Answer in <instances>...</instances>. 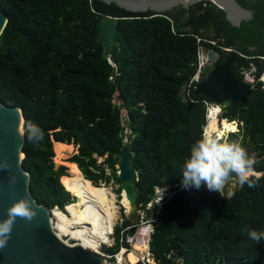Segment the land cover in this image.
<instances>
[{"label": "trees", "instance_id": "1", "mask_svg": "<svg viewBox=\"0 0 264 264\" xmlns=\"http://www.w3.org/2000/svg\"><path fill=\"white\" fill-rule=\"evenodd\" d=\"M238 2L253 14L240 27L204 1L159 15L101 0H0L8 16L0 36V101L23 112L21 168L31 176L29 190L38 205L63 211L79 202L72 196L79 192L61 182L75 174L56 166L53 141L74 145L78 153L69 163L96 187L112 181L119 195L116 166L126 124L132 131L140 207L147 208L156 189L168 192L159 211L147 209L154 227L152 259L157 264H264V241L257 244L244 231L264 230V175L251 178L255 187L238 184L232 195L225 188L209 191L203 183L199 189L181 185V165L203 134L204 101H210L196 96L190 83L200 49L216 53L220 61L233 59L240 79L241 68L255 66L258 80L264 73L258 59L264 57V0ZM104 15L118 18L110 58L99 41ZM255 88L246 105L222 109L221 118L240 123L230 142L256 153L254 170L264 172V83L258 81ZM115 94L120 105L113 102ZM28 121L42 130L41 140L28 139ZM231 128L222 120L218 138ZM136 228L123 214L113 245L103 250L113 256L128 249L127 235H135ZM122 255H117L119 263Z\"/></svg>", "mask_w": 264, "mask_h": 264}, {"label": "water", "instance_id": "2", "mask_svg": "<svg viewBox=\"0 0 264 264\" xmlns=\"http://www.w3.org/2000/svg\"><path fill=\"white\" fill-rule=\"evenodd\" d=\"M101 1L109 5L115 4L133 13L151 11L159 15L179 6L189 8L204 1L223 10L226 19L235 27H240L243 21L252 19L253 15L251 11L242 7L238 0ZM7 21L8 16L0 8V36ZM117 21L118 18L104 15L100 22L99 41L103 44V54L106 58L111 57L115 48ZM255 89L252 83L241 80L235 75L233 59L229 58L223 63L214 65L207 77L197 85L194 93L226 109L230 105H246ZM23 127L22 110L19 107L5 106L0 101V222L8 219V209L20 200L26 201L34 213L31 220L21 217L14 220L5 246L0 247V264H107L101 255L84 248L80 243L69 244L61 240L53 227L52 211L36 203L29 190L31 176L21 168V160L24 157L21 151L25 143ZM68 171L70 173V169ZM116 171L120 181V205L124 193L128 204V210L125 211L126 218L129 222L138 224L140 221L139 177L129 144H126L119 153ZM76 199L78 200L77 197ZM151 207L158 210L159 202L152 201ZM63 212L68 214L67 206Z\"/></svg>", "mask_w": 264, "mask_h": 264}, {"label": "clouds", "instance_id": "3", "mask_svg": "<svg viewBox=\"0 0 264 264\" xmlns=\"http://www.w3.org/2000/svg\"><path fill=\"white\" fill-rule=\"evenodd\" d=\"M223 52L228 53L230 51L223 50ZM200 54H201V49L197 56L196 72L194 73L193 77L190 79V83L195 84L194 90L196 89L197 85L201 82V80L205 79L206 75L203 74L204 71L208 70L209 68L211 69V62L218 56L214 52L205 50L204 55L208 54L209 55L208 58L210 59L209 62H207L206 64L200 65L201 64ZM258 59L261 62H264V57H260ZM199 65L201 66V72H199ZM251 67L256 68L255 66H251ZM245 70L246 69L244 68L240 69V74L241 76H243V79L241 80H246L252 83L254 86H256V81L251 82L248 78L245 79L244 76ZM235 73H237V70H235ZM262 77L264 78V73L259 78V80L258 79L257 80L259 82H263L260 80ZM184 101L187 104H190L192 102L189 99L188 89H185ZM204 104H205L204 118L208 120L210 108L213 107L220 108V106L216 103H213L212 101L209 102L204 101ZM221 115H222V108H220L218 114L216 115L219 129H220V121L224 120L223 118H221ZM225 120L231 123L230 120L227 119ZM235 124H237L238 126L237 129L238 132L240 129V123L238 121H235ZM26 131L28 134V139L32 142L39 141L43 138L42 130L31 121L27 122ZM237 132L232 131L230 132L229 136H232L233 133H237ZM130 142L132 141L129 140V142L124 143V145L126 146V144H130ZM74 150L77 149L75 148ZM255 163L256 160L254 159V157H250L247 154V151L241 146V144L238 141L229 142L228 140H223V139L221 140L218 137H215V135H210L207 134V132H205L204 134H202L200 139L196 140L191 145L189 154L187 157H185L183 164L181 165V172H182L181 185L184 189H190L193 187L199 189L203 183L207 186V189L209 191H215L220 193L223 191L226 184H228L233 179H235L236 182L241 187H243L245 184H247L248 187L250 188L255 187L256 186L255 182L251 178L252 177L260 178L264 175V172H256L254 170ZM119 195L118 198L120 200ZM163 199L164 197L162 198V200ZM151 203L152 201L149 204L151 205ZM160 208L157 211H159ZM33 215L34 213L31 211L26 201L20 200L14 203L8 209V219L4 220L3 222H0V247L5 246L6 241L10 236L12 224L17 217L27 218L28 220H31ZM140 218H142L141 214H140ZM244 231L247 234V236L251 240H254L257 244H259L261 241H264V230L257 231L254 229L245 228ZM150 254H151V249H150ZM150 260H152V254L150 255ZM111 261H114L113 257L111 258Z\"/></svg>", "mask_w": 264, "mask_h": 264}, {"label": "bare ground", "instance_id": "4", "mask_svg": "<svg viewBox=\"0 0 264 264\" xmlns=\"http://www.w3.org/2000/svg\"><path fill=\"white\" fill-rule=\"evenodd\" d=\"M214 126L217 125H211L210 129ZM54 149L57 155L56 161L58 162L65 158L66 153L74 150L72 146L63 144H54ZM65 165L75 175L73 178L63 177L61 182L68 191L79 192V196H77L79 202L67 206L68 214L55 209L52 212L53 227L61 240L64 241V237L68 236L70 240L80 243L84 248L97 253L100 246L107 244L109 240L108 235L112 231L114 218L116 217V200L106 187H94L91 181L84 178L83 173L76 165ZM121 206L125 211L128 210L124 193L121 197ZM139 241L135 247L141 251L146 250L148 248L146 238L141 237Z\"/></svg>", "mask_w": 264, "mask_h": 264}, {"label": "rangeland", "instance_id": "5", "mask_svg": "<svg viewBox=\"0 0 264 264\" xmlns=\"http://www.w3.org/2000/svg\"><path fill=\"white\" fill-rule=\"evenodd\" d=\"M204 53H205V50L201 49L200 60L202 59L201 60V64L202 65L206 64L207 62H209V59H210V58H208L209 55L208 54L204 55ZM213 58H214V56H213ZM210 70L211 69L209 68L206 71V73L208 74V71H210ZM256 71H257V69L254 68V67H251L250 69H246L244 71L245 79L248 78L251 82L256 81V83H257L258 80H257V77L255 76ZM260 80L264 82V78L263 77ZM113 102L115 104H118V105L121 104V101H119L117 99V94H115L113 96ZM219 110H220L219 107H217V108L213 107V109L210 108L209 118H208V120L206 122V125H205L204 129H203V134L205 132H207V134L215 135V137H219L218 136L219 132H217L218 131V124H217V119H216V115L218 114ZM122 116H123V118H125L126 114L123 112ZM214 124H216L217 126H214L212 129H210V126L214 125ZM220 124H221V121H220ZM231 125H232V128H231L230 132H232V131L233 132H237L238 127L235 126V122L231 121ZM222 128H224V131H226L227 129H229V125L227 123H224ZM22 130L25 131L24 127L22 128ZM216 133H217V135H216ZM130 135H132V131H130L128 125L125 124V127H124V129L122 131V138H123L122 141H123V143H128L129 140L132 139V138H130V137H132ZM229 135H230V133H227V135H225L222 139L223 140H228L230 142V139H231L230 137L231 136H229ZM245 150L247 151V154L250 157H254V159L257 160L256 153L251 154L249 150H247V149H245ZM76 154H77V150H73L70 153H66L65 158L61 162H58V161H56L57 155L55 153L54 161H55L56 166H61V165L66 166L65 164H69V160ZM101 162H102V160L99 159L97 161V164H100ZM66 167L68 168V170L70 169L68 166H66ZM106 172H107V174H109V171H106ZM68 174H70V173H68ZM237 185H238V183L236 182L235 179H233L231 182H229L228 184L225 185L224 188L228 192V195H231L233 193V191H234L235 187H237ZM98 186L99 187H104V188L106 187V189H108L109 192L114 195V198L116 200L115 201V204H116L115 205L116 206V217L114 218V222H113V226H112V231H111L112 234L110 233L108 235L109 240H108L107 244L100 246L98 252L106 254V256L110 257L109 259H107V262H108L107 264H124L123 263V259H125L129 264H137L140 261H143L145 264H156L153 259L150 260V255L151 254H150V249H149V245H148L149 241H150L151 233L154 230V227H153V225L151 223L152 222L151 218L147 219V215H148L147 209L152 208L150 204H148L147 208H144L142 206L140 207V214H141L142 218H140V222L138 223L137 228L135 229V235H133V236L127 235V243H128L129 248L128 249L123 248V249H120L118 251V254L119 253H123V255H122L123 259L121 260L120 263H119V261L117 262V255L118 254H115V255L112 256V255H110L109 253H106L103 250L104 248L111 247L113 245V243H114V228L117 225L121 226V224L123 222V214L125 215V209L120 205V200L118 198V195L116 194V190L118 188V186L116 184H114L112 181H110L108 184L99 183ZM167 195H168V192L166 190L156 189V192H155V195H154L152 201L157 200L159 202V207H161L162 204H163L162 198L166 197ZM74 198L76 199V197H74ZM56 209H58V208H56ZM53 211H54V209L52 210V212ZM141 237H145L146 238V242L148 243L147 244L148 248L146 250H144V251H141L137 247H135L136 243L140 242L139 240H141ZM64 241H65V243H69V244L77 243L75 241L70 240V238L68 236L64 237ZM135 255H136V257L133 258V256H135ZM112 257L114 258V261H111Z\"/></svg>", "mask_w": 264, "mask_h": 264}, {"label": "flooded vegetation", "instance_id": "6", "mask_svg": "<svg viewBox=\"0 0 264 264\" xmlns=\"http://www.w3.org/2000/svg\"><path fill=\"white\" fill-rule=\"evenodd\" d=\"M243 7V6H242ZM248 10V9H247ZM219 57L220 56H217L212 62H211V70H210V72L212 71V68H213V66L214 65H216L217 63H223V62H225L227 59H229V58H227V57H225L222 61H220V59H219ZM215 62V63H214ZM233 65L235 66V64H234V62H233ZM235 68V67H234ZM207 77V76H206ZM205 77V78H206Z\"/></svg>", "mask_w": 264, "mask_h": 264}, {"label": "built area", "instance_id": "7", "mask_svg": "<svg viewBox=\"0 0 264 264\" xmlns=\"http://www.w3.org/2000/svg\"><path fill=\"white\" fill-rule=\"evenodd\" d=\"M201 65V64H200ZM199 65V72H201V66ZM99 255H101L105 260H106V263H108L107 262V259H109L110 257L109 256H106V254H103V253H99V252H97Z\"/></svg>", "mask_w": 264, "mask_h": 264}, {"label": "crops", "instance_id": "8", "mask_svg": "<svg viewBox=\"0 0 264 264\" xmlns=\"http://www.w3.org/2000/svg\"><path fill=\"white\" fill-rule=\"evenodd\" d=\"M54 144H62V143H57V142H55V141H53V146H54ZM69 146V145H68ZM70 146H72L74 149L76 148L74 145H70ZM55 152V151H54ZM78 153V152H77Z\"/></svg>", "mask_w": 264, "mask_h": 264}, {"label": "snow or ice", "instance_id": "9", "mask_svg": "<svg viewBox=\"0 0 264 264\" xmlns=\"http://www.w3.org/2000/svg\"><path fill=\"white\" fill-rule=\"evenodd\" d=\"M215 111V110H214ZM234 130V129H233Z\"/></svg>", "mask_w": 264, "mask_h": 264}]
</instances>
